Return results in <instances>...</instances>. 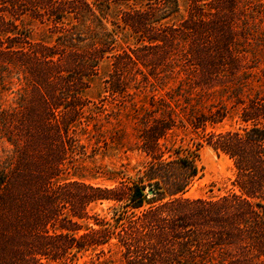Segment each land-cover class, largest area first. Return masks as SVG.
Wrapping results in <instances>:
<instances>
[{"label":"trees","instance_id":"obj_1","mask_svg":"<svg viewBox=\"0 0 264 264\" xmlns=\"http://www.w3.org/2000/svg\"><path fill=\"white\" fill-rule=\"evenodd\" d=\"M119 1L0 0V94L19 85L12 105L0 98L10 145L0 163V264H65L88 250L98 259L104 245L119 264H264V0H186L184 15L180 0H144L109 20ZM25 17L43 38L20 30ZM108 22L132 43L116 49ZM104 57L111 97L149 92L137 144L146 162L112 186L87 182L69 160L83 151L85 92ZM232 108L240 126L207 130ZM179 127L231 159L230 190L184 195L198 169L195 152L169 139ZM105 200L121 204L113 224L87 208Z\"/></svg>","mask_w":264,"mask_h":264},{"label":"rangeland","instance_id":"obj_2","mask_svg":"<svg viewBox=\"0 0 264 264\" xmlns=\"http://www.w3.org/2000/svg\"><path fill=\"white\" fill-rule=\"evenodd\" d=\"M142 1L144 0H121L118 4H112L108 19L116 22L120 9L126 4ZM186 8V0H180L179 13L181 15L185 14ZM108 26L113 28L116 33V49L125 48L132 43V38L128 36L125 29L113 27L109 22ZM19 28L32 40L43 38L41 25L27 17L22 18L19 22ZM110 60V57H104L100 62L97 74L90 79L89 87L85 92V97L90 101L88 104L90 111L87 112L90 121L86 129L80 130L78 134L84 148L82 153H75L69 158L72 168L85 174L84 180L92 184L107 186H112L118 180L135 179L140 174L146 157L137 149L138 134L141 128L139 118L149 102V92L141 87L137 89L131 87L129 89L131 95L124 102L119 97H111L105 89V79L110 72ZM13 82L0 94L1 101L5 105H12L17 95L19 85L15 79ZM254 84L258 85L259 83L255 82ZM213 101L215 102L216 99ZM235 112L236 109L232 108L231 117L225 118L213 128L207 126V130H222L240 126ZM169 139L174 141L175 145L187 147L196 154L195 163L198 172L184 193L185 196L214 198L232 188L231 180L234 168L231 159L225 154L216 153L204 143L196 145V142L201 139L189 128L174 129ZM9 152L10 145L0 138V163L8 156ZM147 205L144 203V206ZM87 208L91 214H97L113 224L114 209L122 207L119 203L105 200L90 204ZM103 249L104 254H101L98 259L95 255L97 251L88 250L65 264H100L99 260L104 259L110 260L107 264H119V254L114 246L104 245ZM44 264L62 263L49 260L44 261Z\"/></svg>","mask_w":264,"mask_h":264},{"label":"water","instance_id":"obj_3","mask_svg":"<svg viewBox=\"0 0 264 264\" xmlns=\"http://www.w3.org/2000/svg\"><path fill=\"white\" fill-rule=\"evenodd\" d=\"M150 192V191H149Z\"/></svg>","mask_w":264,"mask_h":264}]
</instances>
